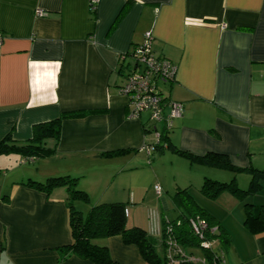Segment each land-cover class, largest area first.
Returning <instances> with one entry per match:
<instances>
[{"label": "crops", "instance_id": "obj_1", "mask_svg": "<svg viewBox=\"0 0 264 264\" xmlns=\"http://www.w3.org/2000/svg\"><path fill=\"white\" fill-rule=\"evenodd\" d=\"M148 31L153 52L176 66L174 79L159 82L158 90L183 105L168 143L193 155L224 154L235 167L264 169V0H99L94 8L89 0H0V139L11 133L22 142L34 125L61 113L99 111L62 120L46 159L56 168L49 175L76 177L93 204L125 203L127 226L154 236L167 214L153 207L151 184L161 187L158 201L165 191L173 204L177 189L196 183L173 175L163 184L156 175L162 158L184 160L188 172L198 171L196 181L213 167L189 163L166 143L154 157L148 154L153 126L163 133V123H152L147 112L128 115L120 64ZM116 151L122 153L100 154ZM7 178L0 175V264H92L73 255L59 261L56 248L72 242L65 187L46 194L24 185L28 178ZM200 207L228 237L227 261L264 264V232L245 229L243 205L236 203L229 222ZM95 243L108 247L110 264H148L119 235Z\"/></svg>", "mask_w": 264, "mask_h": 264}, {"label": "trees", "instance_id": "obj_2", "mask_svg": "<svg viewBox=\"0 0 264 264\" xmlns=\"http://www.w3.org/2000/svg\"><path fill=\"white\" fill-rule=\"evenodd\" d=\"M126 8L127 6L124 10ZM128 56L130 62L131 51L128 53ZM124 57L126 55H123ZM120 60L122 61V59ZM128 63L125 65L121 63L120 69L124 68L125 70ZM95 112L99 111L79 110L61 113L59 117L53 120L34 125L32 137L22 142L13 140L11 133H7L0 139V153L17 152L27 159L47 157L55 151L62 120L84 117ZM166 133L165 131L161 132L160 139L154 144L155 149L150 155L160 152L166 143V147L184 156L191 164L224 168L233 173L244 172L249 175V182L245 189L237 187L235 177L229 182H220L204 177L199 188V192L204 197L214 199L221 193L228 192L244 200L261 190L262 184H264V169L252 166L235 167L230 163L226 155L220 153L209 152L204 155H193L189 152L181 151L170 142L168 143ZM48 140L54 141L52 146L47 145ZM120 153L122 151L100 154L114 156ZM23 184L46 194L60 186L65 187L68 191L67 205L72 242L56 248L60 262L73 255L79 259L89 260L92 264H110L112 259L108 247L96 244L95 240L119 235L123 243L135 245L143 260L148 264H198L188 258L195 256L193 248L201 249L205 261L204 264H225L223 251L228 244V237L223 234V229H221L222 227L219 222L215 221L207 210L196 203L189 187L177 189L172 194L177 216L171 220L162 219L160 236L157 238L142 227L127 226L126 204L123 202L96 203L91 205L85 214L75 210L71 200L89 201L88 194L76 188V177L68 175L50 176L43 181L28 178ZM243 208V226L245 229L253 235L264 232V204L257 205L248 201L243 203ZM197 219L204 220L208 228H216L213 233L209 232L210 229L203 232L205 239L212 241L210 248L201 247L198 235L192 230V221ZM168 241H171L175 246L169 247ZM214 246L218 248V251L213 249ZM158 247L161 248V253L157 250ZM168 251H171V256H169Z\"/></svg>", "mask_w": 264, "mask_h": 264}, {"label": "rangeland", "instance_id": "obj_3", "mask_svg": "<svg viewBox=\"0 0 264 264\" xmlns=\"http://www.w3.org/2000/svg\"><path fill=\"white\" fill-rule=\"evenodd\" d=\"M161 85V88H164L165 85L164 84H159ZM161 122V121H160ZM163 123V122H161ZM51 140L47 141V145H49V143H51ZM165 153H168L167 150H164ZM163 151V152H164ZM162 153V152H161ZM160 153V154H161ZM156 154L154 153L152 156L154 157ZM151 156V158H152ZM46 158H25L24 156L20 155L17 152H2L0 153V175H8L7 180H9V178H28L26 174H32V176H38V177H31L34 180H38L35 178H41V179H45L47 177H50L54 172H56V168L53 167V164L50 166V163L47 161L50 160H46ZM163 160L161 162H159V164L157 165V176L161 179L162 183L164 181L163 184H165V182H169L172 179L173 175H176V177L178 179H182L183 177L185 178H190L192 179L195 183V187H190V192L193 195L195 201L200 205V206H205L206 208H210V210H213V212L220 214L221 219H227L228 217L231 219V217H236L237 213H236V203H240L241 205H243L244 202H252L254 204H260V203H264V196H258L260 195L259 192L258 194L252 195V196H248L246 199L241 200L239 198H237L236 196L228 193V192H223L221 193L219 196H217L214 199H209L204 197L200 192H199V188L202 184L203 178L201 177V179L197 178L196 181V177H198V171L197 170H193L192 172H188L186 170V168L184 167V165L181 164L180 161H184V160H175L174 162L170 163L168 161V159L166 158V156L164 158H162ZM153 162V161H152ZM151 162V163H152ZM145 163L146 166L148 165L147 160L145 159ZM183 163H188V162H183ZM56 166L58 164H55ZM187 165V164H186ZM147 167H150L147 166ZM38 170V174L35 175V171ZM206 177L210 178L212 180H217L220 182H229L233 177L236 178V184L238 188L241 189H245L247 187V184L249 182V179H247L244 173L238 172V173H233L229 170H226L224 168H217V167H213L211 168V170L207 171L206 173ZM24 175V177H23ZM58 176V175H56ZM61 176V175H60ZM64 176V175H62ZM154 177V175L152 173H150V175L148 176L149 178ZM155 182H153L151 184V188L150 190L147 192V194L149 195V197L151 198V202L153 207H155L157 209V211L161 212L164 211L165 214V218L169 219H174L176 214H177V210L175 209V207L172 204V201L168 202L166 199L168 197V195L165 194V191L163 192V196L160 201H158L159 197L154 189V184ZM159 184H161L159 182ZM197 184V185H196ZM77 189H80V186L77 185L76 186ZM170 192V191H169ZM173 192V191H171ZM170 194V193H169ZM72 205L74 206L75 210L81 211L83 214H85L89 207L93 204V202L89 201H79V200H71ZM162 209H161V207ZM152 206L150 207V213ZM231 210H234V213L230 214ZM226 222H229V219L226 220ZM160 224V221L159 223ZM160 226V225H159ZM160 228V227H159ZM161 228L159 229L157 235L155 233L154 236H159ZM215 251H218V248L216 246H214L213 248ZM159 251V250H158ZM226 249L223 251V259H225V264H232L229 261H227L226 258V253H225ZM193 252L195 254L196 257L198 258H203L202 255V251L199 248H193ZM159 253H161V251H159ZM230 258V257H229ZM232 262V261H231ZM198 264H202L200 262H197Z\"/></svg>", "mask_w": 264, "mask_h": 264}, {"label": "built area", "instance_id": "obj_4", "mask_svg": "<svg viewBox=\"0 0 264 264\" xmlns=\"http://www.w3.org/2000/svg\"><path fill=\"white\" fill-rule=\"evenodd\" d=\"M98 1L89 0L90 7L94 8ZM151 39L152 34L148 31L145 33L143 41L132 48L131 60L125 67L124 82L119 90L128 99V115L130 117H138L142 112H147L152 123L163 122L162 131L168 132L173 125L174 119L181 116L183 105L180 101L163 96L158 90V83L172 81L176 74V66L168 59L160 57L153 52ZM152 130L156 141L144 147L148 154L154 151V144L158 142L161 134L160 131L156 130L155 125ZM154 189L157 195L161 193L159 185H155ZM208 229H210V233H213L216 228H208L207 223L202 219L192 221V230L198 235L200 246L203 248L212 246V241L206 240L203 236V232ZM168 244L169 247L174 245L171 241H168ZM170 253L171 251H168L169 256H171ZM188 258L194 262L205 263L203 258L196 256Z\"/></svg>", "mask_w": 264, "mask_h": 264}]
</instances>
